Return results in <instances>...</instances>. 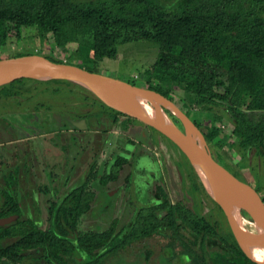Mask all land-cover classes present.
<instances>
[{"label": "trees", "instance_id": "trees-1", "mask_svg": "<svg viewBox=\"0 0 264 264\" xmlns=\"http://www.w3.org/2000/svg\"><path fill=\"white\" fill-rule=\"evenodd\" d=\"M24 28H35L36 33L29 36L50 49H60L67 57L19 51L0 53V59L39 54L98 72L96 68L105 59L117 58L122 45L146 42L155 46L156 58L139 76L141 82L123 80L155 90L173 102L180 94L187 115L192 110L201 114L194 122L211 147H220L228 139L242 158V169L255 172L260 180L256 185L239 172L234 175L260 195L264 164L251 159L248 152L255 150L264 161V0H0V50L12 39L25 42ZM27 79L1 86L0 91ZM52 81L82 90L84 102L90 104L69 109L77 111L78 117L90 116L95 108L101 110L98 117L110 119L111 128L127 132L133 124L146 127L70 81ZM224 116L232 123L228 134L219 124ZM121 118L126 121L117 124ZM111 155L101 164L94 159L82 183L50 201L47 227L38 218L24 214L22 198L17 195L19 168L6 163L1 168L0 161V264H22L34 252H39L45 264H101L112 255L130 254L131 249L139 248L136 244L141 246L138 253L148 260L153 254L147 249L152 237L179 244L201 264H258L242 251L230 228L223 232L217 222L180 201L173 203L159 182L154 183L153 202H143L145 206L136 202L129 207L133 210L127 223L119 225V219L114 218L104 229L79 230L97 196L108 191V184L117 182L126 167L134 165L124 150ZM219 163L232 170L222 160ZM128 171L123 180L129 190L134 183L133 172Z\"/></svg>", "mask_w": 264, "mask_h": 264}, {"label": "rangeland", "instance_id": "rangeland-1", "mask_svg": "<svg viewBox=\"0 0 264 264\" xmlns=\"http://www.w3.org/2000/svg\"><path fill=\"white\" fill-rule=\"evenodd\" d=\"M22 33L24 37H27L25 42L20 43L12 39L4 50H0V53L29 51L43 55L51 54L57 58L67 57V54L62 53L60 49H50L48 46L42 45L37 38L29 36L36 33L35 28H24ZM154 47L146 42L122 45L120 46L122 50L115 60L105 59V62L99 64L96 70L112 77L141 82L139 76L144 74L156 58ZM39 82L40 80L28 78L23 83L16 84L14 88L0 91V123L1 121L11 123L12 118H15L14 122L19 124L17 128L19 131H23L19 132L18 136V139L21 140L19 154L29 143L35 151L34 163L28 165L27 171L30 172L31 178L27 174H21V177H18L17 195L22 198L20 203L26 216L32 215V217L38 218L41 220L42 226L47 227L50 201L63 197L69 188L82 183L94 159H97L101 164L104 161H109L111 154H117L121 149H125L126 156L130 161H133L135 156H132V153L134 154L135 148L139 147L141 152L138 154L145 155L144 159L132 166L133 169L130 168V165L126 167L120 179L116 180L117 182L109 183L111 188L97 196L92 210L83 216L79 230L104 229L114 218L119 219V225L127 223L133 210L132 208L130 211L129 207L136 206V202L142 206H145V203L153 202L152 189L154 183L159 182L165 187L173 203L180 201L210 221L217 222L223 232L229 231L225 215L221 214L215 202L204 190L188 159L171 144L167 137L166 139L160 132L147 126V128L144 127L147 129L144 136H139L136 132L127 134L119 127L103 131V127H100L101 125L98 123L106 124V122H110V119L98 118L96 114L101 110L95 108L89 112L92 117L86 116L85 119L77 121V116L80 114L77 111H69V109H78L90 104L84 102L85 97L82 95V90L62 81L50 80L48 84ZM18 90L20 92L17 94L9 95ZM73 93L77 95H73ZM180 97V94L175 95V102L183 110V102ZM189 114L193 121L199 120L201 117L198 110H192V113ZM225 118L227 120L225 119L219 124L223 125L222 131L228 134V127H231L232 123L229 117ZM78 123H81L80 127L77 126ZM92 125L95 128H92ZM80 128H84L83 133L80 132ZM66 130L68 131L63 135L60 134V131ZM94 131H100V140L95 138L97 132L94 133ZM25 138H30V140H25ZM128 139H134L137 145L130 144ZM26 141L28 143H25ZM14 145L11 138L3 140L2 144L0 142L1 168L5 167V163L12 162ZM228 146V139L220 147H211L208 143V148L215 158L227 162L236 170L240 168L238 172L241 177L243 176L252 185L260 183L255 172L242 169L243 161L235 157L234 151ZM148 157L151 160L145 171ZM151 161L153 164L150 163ZM128 168L136 175L135 182L133 181L134 184L130 186L129 190L123 180V177L129 173ZM228 171L234 175V170ZM263 171L264 166L262 173ZM143 174L146 176H142ZM1 181L0 179V189ZM261 187L260 198L263 199L264 185ZM136 245L139 248L136 246L131 249L130 254L112 255L101 264H201L190 251L168 240H161L157 237L150 238L147 249H152L153 254L148 260H146L145 254L138 253L141 246ZM22 264H45V262L39 258V252H34L29 254Z\"/></svg>", "mask_w": 264, "mask_h": 264}, {"label": "water", "instance_id": "water-1", "mask_svg": "<svg viewBox=\"0 0 264 264\" xmlns=\"http://www.w3.org/2000/svg\"><path fill=\"white\" fill-rule=\"evenodd\" d=\"M20 78L70 81L107 106L138 119L167 137L185 155L206 193L222 209L242 251L252 261L264 264L249 253L251 249L264 251L263 200L250 184L240 181L214 158L202 131L175 102L155 90L77 65L54 62L39 54L0 59V87ZM239 189L250 192L247 201L239 197ZM250 199L259 211L257 217L249 208Z\"/></svg>", "mask_w": 264, "mask_h": 264}, {"label": "flooded vegetation", "instance_id": "flooded-vegetation-1", "mask_svg": "<svg viewBox=\"0 0 264 264\" xmlns=\"http://www.w3.org/2000/svg\"><path fill=\"white\" fill-rule=\"evenodd\" d=\"M33 112V111H32ZM27 115H28V113H27ZM189 116V115H188ZM62 117V116H61ZM90 117H92V116H90ZM90 117H89V119H90ZM190 117V116H189ZM23 118V117H22ZM63 118V117H62ZM98 118H100V119H104V120H106V119H108L109 120V118L107 117V116H104V117H98ZM191 118V117H190ZM13 119H15V118H12V122L10 123V122H2L1 121V123H0V142H1V144H2V141L3 140H7V139H10L11 138V142L12 143H15V145H14V149H15V151H14V154H13V159H12V162H9V163H6V165L8 164L9 166H11L12 168H14V167H17V168H19V171H18V177L20 178L21 176V174H27L28 175V177H30L31 178V174H30V172H27L28 171V165L30 164V163H34V158H35V151L33 150V148H32V145L29 143V144H26V146H25V149L23 150V152L22 153H20L19 154V152H18V150H20V147H21V140L20 139H18V136H19V132L20 133H22L23 131H19V129L17 128V127H19V124H17V123H15L14 122V120ZM82 119H85V117H78L77 116V121H80V120H82ZM92 119V118H91ZM192 119V118H191ZM2 120V119H1ZM16 120V119H15ZM126 120L123 118L122 119V121H118V123L117 124H122L121 122H125ZM99 125H101L100 127H103V131H109V129H111V127H112V125H113V123H111V122H106V124L103 122V124L102 123H98ZM6 125H7V127H6ZM7 128L6 129V131H5V127ZM88 126V125H87ZM179 126H180V123H179ZM110 127V128H109ZM92 128H95V126H93L92 125ZM81 130V131H80ZM80 132H82L83 133V131H84V128H80ZM68 130H66V131H60V134L61 135H63V133L64 132H67ZM78 131V132H79ZM147 131V129H145L144 127H141V126H138V125H131L130 126V128H129V131H125L127 134H130V133H132V132H136L137 134H139V136H141V135H143L144 136V133ZM9 132V133H8ZM97 132V133H96ZM7 133V134H6ZM94 133H96L95 135H96V137L95 138H98V134L100 133V131H94ZM26 139H28V140H30V138H25V140ZM130 140V141H129ZM128 141H129V143L130 144H132L133 143V145L134 146H136L137 144H136V142H135V140L134 139H129ZM132 142V143H131ZM25 143H28V141H26ZM24 143V144H25ZM228 148L230 149V148H232V150L234 151V155H235V157H238L239 155V153H238V151L235 149V148H233V147H230V145L228 146ZM121 150H124L125 151V149H121ZM139 152H141V149L139 148V147H137V148H135V153L134 154H132V156L134 155L135 156V159L133 160V161H131L132 163L134 162V165L135 164H137V163H139L141 160H143L144 158V156L145 155H143L142 153H140V154H138ZM232 154V153H231ZM255 157H254V156ZM214 156V155H213ZM248 156L251 158V159H253V158H255V160L257 159V160H262V162H263V164H264V161H263V159L258 155V154H256L255 153V150L252 152V151H250V153L248 152ZM215 157V156H214ZM32 158V159H31ZM238 159L239 160H241L242 161V158H239L238 157ZM151 160V158L150 157H148L147 159H146V161H147V164H146V166H145V168H144V170L146 171V169L149 167L148 166V163H149V161ZM232 160V159H231ZM153 161H154V159H153ZM220 161V160H219ZM218 161V162H219ZM150 163H152L153 164V162L151 161ZM224 163H227V162H224ZM133 165V166H134ZM227 165L229 166V167H231L228 163H227ZM223 166H225V165H223ZM24 168V170H22ZM25 168H27V169H25ZM130 168H132V166L130 165ZM232 168V170H234L233 172H237L238 173V171H240V168L238 169V170H236V169H234L233 167H231ZM133 169V168H132ZM133 172V171H132ZM142 176H146V174L144 175H142ZM136 177V175L135 174H133L132 173V178H133V181L135 182V178ZM133 182V183H134ZM155 186V185H154ZM130 188V187H129ZM153 190V189H152ZM261 195V194H260ZM263 199H264V196H263Z\"/></svg>", "mask_w": 264, "mask_h": 264}, {"label": "bare ground", "instance_id": "bare-ground-1", "mask_svg": "<svg viewBox=\"0 0 264 264\" xmlns=\"http://www.w3.org/2000/svg\"><path fill=\"white\" fill-rule=\"evenodd\" d=\"M141 106V104H140ZM142 107V106H141ZM250 192L246 189H239L238 194L242 201H247L249 199V194ZM249 208L254 212V215L257 217L259 216V211L256 207L253 205V200L250 199V206ZM250 255L252 258H254L257 261L263 262L264 263V251L263 250H258V249H251L249 251Z\"/></svg>", "mask_w": 264, "mask_h": 264}]
</instances>
